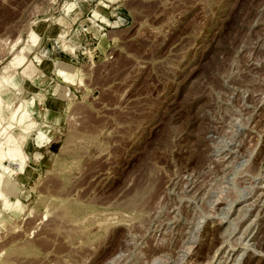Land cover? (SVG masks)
<instances>
[{
    "label": "rangeland",
    "instance_id": "obj_1",
    "mask_svg": "<svg viewBox=\"0 0 264 264\" xmlns=\"http://www.w3.org/2000/svg\"><path fill=\"white\" fill-rule=\"evenodd\" d=\"M1 74L0 264H264V0H0Z\"/></svg>",
    "mask_w": 264,
    "mask_h": 264
},
{
    "label": "bare ground",
    "instance_id": "obj_2",
    "mask_svg": "<svg viewBox=\"0 0 264 264\" xmlns=\"http://www.w3.org/2000/svg\"><path fill=\"white\" fill-rule=\"evenodd\" d=\"M61 36L62 35H60L59 38ZM27 37H28L27 41L29 42L30 40L31 44H33L34 46L38 43V36L36 35L33 29L29 30ZM63 43L65 46H67L64 41ZM22 45L21 47H19V50L17 51L15 57L8 64V68L10 70L11 69L12 70L22 69L27 62V59H28L27 57L29 56H31L33 60L35 58V61L38 62V64L45 65L47 68H50L51 66L55 67L53 65L54 64L53 62L44 60L38 54V52L34 54V52L31 51V47H29L30 45L28 44H22ZM53 67L52 69L55 70V68ZM21 71H22L23 76L25 77L30 76V72L28 71L27 68L24 67ZM5 77L6 76H3L2 74L0 76V132L4 131V134L0 136V168H1L0 170V223L5 218H8L10 216L8 215V213H13L16 210H19V208L20 209L22 208L23 204L21 203V200L19 198L11 199L9 195L14 192V189L17 187V184L20 183V177L21 176L24 177L23 175L26 173L25 172L26 167H27L26 156H24L22 152V144H23V141L27 138V133L34 126V122L31 117V112L26 107L27 100H28L26 98L21 99V102L10 110L11 112H10V116L8 120H5V119L3 120V115L1 112H3L2 110L5 106L6 108L8 106L10 107V99L11 98L14 99V96H15V94L8 92L9 91L7 88L8 83L6 85L4 81L2 80V79L5 80ZM64 84L68 86L67 83L64 82ZM34 101L35 99L32 97V103ZM43 105H44L43 101L39 100L38 106L42 107ZM2 120L5 126H1ZM1 127H4V129L1 130ZM5 132L7 133L5 134ZM4 159L13 161L15 165L17 166V171L15 172L13 169H11L10 165L3 164L2 161ZM13 173H15L16 175L15 177L13 176Z\"/></svg>",
    "mask_w": 264,
    "mask_h": 264
}]
</instances>
